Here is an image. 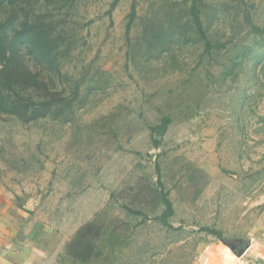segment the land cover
Listing matches in <instances>:
<instances>
[{
  "label": "rangeland",
  "instance_id": "374dc122",
  "mask_svg": "<svg viewBox=\"0 0 264 264\" xmlns=\"http://www.w3.org/2000/svg\"><path fill=\"white\" fill-rule=\"evenodd\" d=\"M263 234L264 0H5L0 264L227 263Z\"/></svg>",
  "mask_w": 264,
  "mask_h": 264
},
{
  "label": "crops",
  "instance_id": "0c3cea01",
  "mask_svg": "<svg viewBox=\"0 0 264 264\" xmlns=\"http://www.w3.org/2000/svg\"><path fill=\"white\" fill-rule=\"evenodd\" d=\"M236 241L239 239H235ZM239 246L237 243H234ZM246 245L245 251L242 256H238L234 253L235 256L230 257V261L224 264H264V234L258 235L252 240L244 241V243L239 246L242 247ZM232 250V249H231ZM222 261L218 264H223Z\"/></svg>",
  "mask_w": 264,
  "mask_h": 264
},
{
  "label": "trees",
  "instance_id": "16d2710c",
  "mask_svg": "<svg viewBox=\"0 0 264 264\" xmlns=\"http://www.w3.org/2000/svg\"><path fill=\"white\" fill-rule=\"evenodd\" d=\"M4 2H5V0H0V7L3 5ZM25 38H27V39H25ZM24 39L26 40V42L22 40L21 43L23 44L25 42L24 44H27L29 46L30 50H32L33 53L37 52L36 54L39 53L38 57L39 58H43L41 56L43 48L41 47L40 42L37 40L36 36L31 33L30 35H25ZM166 123H167V121L165 122V124ZM167 206H168V211L164 214V221H165L166 224H168L166 216L171 212L170 211L171 204H170L169 200L167 201Z\"/></svg>",
  "mask_w": 264,
  "mask_h": 264
},
{
  "label": "water",
  "instance_id": "95a60500",
  "mask_svg": "<svg viewBox=\"0 0 264 264\" xmlns=\"http://www.w3.org/2000/svg\"><path fill=\"white\" fill-rule=\"evenodd\" d=\"M229 245V247L232 249V251L234 253H236L238 256H242L244 251H245V248H246V245L242 246V247H239L237 246L236 244L234 243H227Z\"/></svg>",
  "mask_w": 264,
  "mask_h": 264
}]
</instances>
